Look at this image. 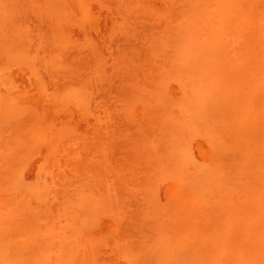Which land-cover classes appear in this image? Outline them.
Wrapping results in <instances>:
<instances>
[{
    "label": "rangeland",
    "instance_id": "1",
    "mask_svg": "<svg viewBox=\"0 0 264 264\" xmlns=\"http://www.w3.org/2000/svg\"><path fill=\"white\" fill-rule=\"evenodd\" d=\"M0 264H264V0H0Z\"/></svg>",
    "mask_w": 264,
    "mask_h": 264
}]
</instances>
